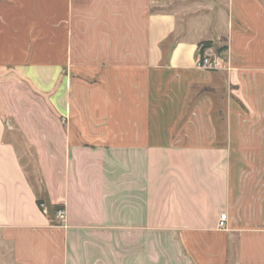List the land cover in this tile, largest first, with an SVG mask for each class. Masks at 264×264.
I'll return each instance as SVG.
<instances>
[{"label": "crops", "instance_id": "0c3cea01", "mask_svg": "<svg viewBox=\"0 0 264 264\" xmlns=\"http://www.w3.org/2000/svg\"><path fill=\"white\" fill-rule=\"evenodd\" d=\"M0 264H264V0H0Z\"/></svg>", "mask_w": 264, "mask_h": 264}, {"label": "built area", "instance_id": "2783aa9c", "mask_svg": "<svg viewBox=\"0 0 264 264\" xmlns=\"http://www.w3.org/2000/svg\"><path fill=\"white\" fill-rule=\"evenodd\" d=\"M196 66L199 69L215 71L223 67V63L219 56H208V55H198L196 59ZM56 221L58 224H64L66 221V211L64 208H59L56 211ZM219 229H227V213H221L218 224Z\"/></svg>", "mask_w": 264, "mask_h": 264}, {"label": "rangeland", "instance_id": "374dc122", "mask_svg": "<svg viewBox=\"0 0 264 264\" xmlns=\"http://www.w3.org/2000/svg\"><path fill=\"white\" fill-rule=\"evenodd\" d=\"M19 143H20V141H19ZM21 144L22 143H20L21 151L22 152H25V150H24V144H22V145ZM24 156H26V154H24ZM25 161L27 163V168H28L29 174L34 177L37 174V170H36V166H35V164H36L35 163V160H33L31 158H26Z\"/></svg>", "mask_w": 264, "mask_h": 264}, {"label": "trees", "instance_id": "16d2710c", "mask_svg": "<svg viewBox=\"0 0 264 264\" xmlns=\"http://www.w3.org/2000/svg\"><path fill=\"white\" fill-rule=\"evenodd\" d=\"M206 44H207V43H203V45H205V46H206ZM203 47H204V46H203ZM221 50H224V48H222ZM37 203H38L39 206H42V204H44V200H42V199H38V200H37ZM59 208H64V207H63V206H58V207L55 208L56 211H57Z\"/></svg>", "mask_w": 264, "mask_h": 264}]
</instances>
